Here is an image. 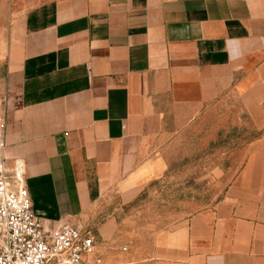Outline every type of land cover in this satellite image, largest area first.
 <instances>
[{
	"label": "crops",
	"instance_id": "obj_1",
	"mask_svg": "<svg viewBox=\"0 0 264 264\" xmlns=\"http://www.w3.org/2000/svg\"><path fill=\"white\" fill-rule=\"evenodd\" d=\"M226 103L264 128V0H0L4 157L49 228L135 198L157 139ZM114 228L94 236L105 264H264V136L216 203L138 252Z\"/></svg>",
	"mask_w": 264,
	"mask_h": 264
},
{
	"label": "rangeland",
	"instance_id": "obj_2",
	"mask_svg": "<svg viewBox=\"0 0 264 264\" xmlns=\"http://www.w3.org/2000/svg\"><path fill=\"white\" fill-rule=\"evenodd\" d=\"M263 136L264 128L234 103L214 105L176 132L168 129L151 146L152 171L139 194L128 200L110 193L88 217L85 232L94 237L111 222L119 253L138 252L178 218L216 203L250 143Z\"/></svg>",
	"mask_w": 264,
	"mask_h": 264
},
{
	"label": "built area",
	"instance_id": "obj_3",
	"mask_svg": "<svg viewBox=\"0 0 264 264\" xmlns=\"http://www.w3.org/2000/svg\"><path fill=\"white\" fill-rule=\"evenodd\" d=\"M0 123V264H105L93 236L76 226L49 228L34 216L24 168L6 165Z\"/></svg>",
	"mask_w": 264,
	"mask_h": 264
}]
</instances>
